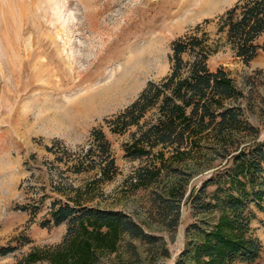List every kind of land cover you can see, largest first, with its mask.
Here are the masks:
<instances>
[{
  "label": "rangeland",
  "instance_id": "obj_1",
  "mask_svg": "<svg viewBox=\"0 0 264 264\" xmlns=\"http://www.w3.org/2000/svg\"><path fill=\"white\" fill-rule=\"evenodd\" d=\"M239 1L0 0V248H18L0 256V264H25L31 252L61 246L69 223L48 228L43 223L51 219L54 203L80 199V193L85 206L123 211L159 239L152 247L125 236L115 252L101 251L95 264H174L194 222L187 197L221 161L199 173L195 159L175 162L196 174L187 185L180 223L170 230L151 215L157 185L135 190L130 184L152 161L126 157L137 127L119 132L113 122L149 82L171 73L177 39L206 36L209 69H224L234 80L242 94L234 104L241 105L264 141V52L247 65L235 56L226 34L219 33L220 17ZM95 130L109 141L118 174L93 186L87 196L100 170L77 174L74 165ZM160 151L172 156L170 149L154 153ZM252 227L264 248V213ZM253 264H264V251Z\"/></svg>",
  "mask_w": 264,
  "mask_h": 264
},
{
  "label": "trees",
  "instance_id": "obj_2",
  "mask_svg": "<svg viewBox=\"0 0 264 264\" xmlns=\"http://www.w3.org/2000/svg\"><path fill=\"white\" fill-rule=\"evenodd\" d=\"M219 33L226 34L232 51L243 63L255 60L264 52V42L259 43L264 37V0H240L220 17ZM208 49L206 36L177 39L171 73L160 82H149L113 125L119 132L137 127L134 141L126 146V157L152 161L130 178V184L135 190L157 185L151 193V215L167 222L170 230L180 223L191 178L221 161L187 197L194 222L186 229L185 249L174 264H253L264 251L252 227L258 213H264V141H259L260 130L247 120L241 105L234 104L242 96L234 80L224 69H209ZM186 56L191 60H185ZM158 148L170 149L172 156L166 158L163 151L154 153ZM190 159L201 164L196 172L192 167L184 170L174 166ZM74 168L77 174L100 170L87 196L96 184L114 180L118 168L102 131L93 132L90 147ZM80 199L53 204L51 219L43 227L68 222L66 238L57 249L31 252L25 264L46 259L49 264H95L101 251L115 252L125 236L157 246L159 239L147 234L128 214L88 207ZM17 249L1 247L0 256ZM163 254L170 256L168 250Z\"/></svg>",
  "mask_w": 264,
  "mask_h": 264
},
{
  "label": "bare ground",
  "instance_id": "obj_3",
  "mask_svg": "<svg viewBox=\"0 0 264 264\" xmlns=\"http://www.w3.org/2000/svg\"><path fill=\"white\" fill-rule=\"evenodd\" d=\"M137 63H138V62H137ZM137 63H136V64H137ZM142 66H143V65H141L140 67H142ZM138 67H139V65H138ZM143 68H144V67H143ZM143 68H142V69H143ZM140 69H141V68H140ZM139 75H140V74H139Z\"/></svg>",
  "mask_w": 264,
  "mask_h": 264
}]
</instances>
